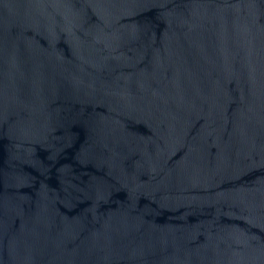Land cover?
<instances>
[{
  "label": "water",
  "instance_id": "obj_1",
  "mask_svg": "<svg viewBox=\"0 0 264 264\" xmlns=\"http://www.w3.org/2000/svg\"><path fill=\"white\" fill-rule=\"evenodd\" d=\"M0 264H264V0H0Z\"/></svg>",
  "mask_w": 264,
  "mask_h": 264
}]
</instances>
